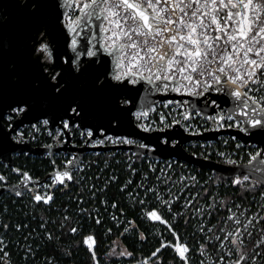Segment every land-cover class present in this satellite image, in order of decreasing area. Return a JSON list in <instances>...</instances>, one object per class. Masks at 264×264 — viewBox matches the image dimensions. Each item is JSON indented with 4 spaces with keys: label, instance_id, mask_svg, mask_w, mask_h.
Wrapping results in <instances>:
<instances>
[{
    "label": "snow or ice",
    "instance_id": "6c2138e0",
    "mask_svg": "<svg viewBox=\"0 0 264 264\" xmlns=\"http://www.w3.org/2000/svg\"><path fill=\"white\" fill-rule=\"evenodd\" d=\"M25 7L29 9L30 23L19 53H14L10 43L0 42V121H7L9 129H13L14 121L22 122L31 116L35 123L30 127L35 132L42 128L48 130L49 136H52L49 125L58 123L53 137L57 145L65 142L66 134L74 129L80 130L85 145H136L132 135H112L108 129L119 128L127 115L144 132L163 131L180 123L174 118L169 122L168 115L161 111L158 116L163 127L154 129L152 123L142 118H148L155 107L141 106L133 111V98L127 92L144 83L150 86L151 92H177L194 98L226 92L232 98L233 107L227 112L219 109L208 119L219 128L235 127L250 136L261 137L264 142V0H29ZM60 35L64 37L65 48L73 55L58 52ZM101 53L111 58L110 70L108 61L104 62L102 71L90 68ZM85 56L89 58L87 63L82 62ZM172 103L168 101L163 106L167 108ZM184 103L189 102H180L181 106ZM208 103L218 107L215 99ZM93 114L105 120L106 125H85L84 121ZM179 115L188 120L191 113L185 110ZM22 140L21 132L10 139L5 132L0 137V150L10 151L14 147L12 141ZM162 142L168 143L167 139ZM138 147L149 149L151 146L139 143ZM236 147L239 149L241 145ZM78 160L77 156L66 158L64 168L51 174V183H40L29 172L13 168L20 180L12 191L17 197L27 191L34 208L44 205L50 209L56 187L63 191L69 182L81 184L86 179L83 176L76 179L73 175L75 169L83 171ZM226 163L236 165L237 161L228 158ZM243 167L246 173L230 180L233 187L240 189L242 198L244 193L264 188V148L249 152ZM129 169L136 171L131 165ZM6 180L0 174V182ZM109 180L116 181L117 177ZM147 180L145 173L136 189L128 191L133 183L129 179L119 191L127 194L133 207H139L143 220L162 225L172 239L161 238L159 246L136 264H162L163 249H171L176 264H193V254L199 256L196 264H264V203L253 212L242 203L213 194L207 197L208 202L197 206L196 197L200 193L183 195L195 186L189 183L196 182L195 176H181L179 181H173L160 169L157 185L150 186ZM176 183L181 186L173 192ZM159 184L165 186V192L159 190ZM107 188V182L103 189H96L94 184L87 186L93 200L97 191ZM203 191L207 194L209 190ZM259 195L264 199V191ZM182 196L181 210H174ZM70 199L77 205L84 203L83 194ZM101 203L107 208L106 199ZM111 208H118V204L113 201ZM92 211L99 213L98 209L78 207L77 215L87 216L100 225L102 217L99 214L93 217ZM120 211L122 214L123 209ZM221 211L227 215H219L215 224L207 223L214 213ZM63 212L58 221L41 217V231L36 235L61 249L63 255L71 256L70 248L61 244V236H74L80 227L67 214V207ZM180 218L185 226L192 219L197 220L194 234L199 233L201 239L195 245L189 244L176 228ZM111 219L117 226L125 224L121 235L138 232L141 241L147 240L135 220L123 222L115 214ZM50 223L57 225L60 235L57 229L48 228ZM10 227L13 226L9 223H0L5 231ZM27 227L22 223L14 225L16 231ZM111 231L107 229V233ZM32 235L30 232L24 240ZM76 243L85 246L92 264H100L99 241L94 233L83 235ZM22 249L26 262L29 257L36 259L37 250L31 244L25 243ZM105 257H133V253L113 241ZM0 264H11V253L2 236ZM42 264H56L55 256H46Z\"/></svg>",
    "mask_w": 264,
    "mask_h": 264
},
{
    "label": "trees",
    "instance_id": "16d2710c",
    "mask_svg": "<svg viewBox=\"0 0 264 264\" xmlns=\"http://www.w3.org/2000/svg\"><path fill=\"white\" fill-rule=\"evenodd\" d=\"M29 128L30 126L26 128V131ZM53 137L54 135L49 136L48 132L44 129L43 132L36 133L35 141H52ZM236 142H238V140L230 139L227 143H224L222 140L217 141L215 144L218 149L233 150L236 148ZM200 144L201 143L194 147L188 145L187 149L200 156L213 158L222 162L225 161L221 155H218L217 151H212L211 153L206 150L203 151L204 148ZM247 146L249 145H242V148L247 149ZM103 159L104 158L101 157L100 162L97 165L94 163L91 164L90 169H88V174L90 175L87 177L86 182H83V184H72L69 188L63 189V191L58 189L56 191V199L50 209L44 205L34 208L30 201V196H23L20 198L13 194H6L0 199V223H9L13 226L7 231L0 228V236H2L1 233H3L8 246V251L11 253V264H42L44 258L49 255L55 256L56 264H92L85 246L82 243L79 245L76 243L77 241H81L83 235L88 233H94L99 241L97 252L100 264H130L136 261H141L145 257L149 256L150 253L159 246L161 238L166 240L172 239L170 233H168L162 225L153 224L143 220L140 217L139 207H133L132 201L127 194L119 191L120 186L131 178L133 183L129 186L128 191L136 189V185L139 184V180L142 179L145 172H149L151 178L153 179L154 174L149 170L148 165L143 161H136L133 165V168H136V172L133 174V172L127 168L128 163L123 160V157L120 162H117L116 158H112L110 165L104 164ZM247 159L246 155L242 162H246ZM53 162L60 163V159L55 158L53 160L49 157L15 155V166H21L37 178H44L50 171L54 170L55 165ZM179 163L182 162L179 161ZM187 164L188 163L183 162L182 165L174 172V176H177L179 179L181 169L182 171L185 170L184 166H187L188 169L197 173L199 182L195 183L194 187L189 188L187 192L183 194L186 196L189 193H200V196L196 197L198 202L197 206L208 202L207 197L212 196L213 194H218L219 197L224 199H230L238 203H242L253 212L257 210L260 204L264 203V199H262L259 195L261 191H264V188H258L254 192L244 193L242 198L239 195L240 189L231 185V179L225 180L221 175L210 169L197 168L191 164ZM103 167L105 168L103 169ZM4 168L5 164L0 162L1 172L5 171ZM97 173L102 175L100 179H96ZM112 176H116L117 180L110 181L109 178ZM106 182L108 183V188L104 191H97L95 200L91 199V193L87 190V186L94 184L96 189H103ZM179 188L180 185L176 184L174 188H172V191L176 192ZM204 188L209 190L207 194L204 193ZM79 194H83L84 204L89 207V210H94L93 208L95 206L105 209L106 207H103L101 203L102 199H106L108 201L107 209L111 210V203L115 201L118 204L116 211L119 212L120 215H124L127 218H131V220H135L138 225V230L145 232L147 240L141 241L139 239L138 232H130L121 235L124 226H116L113 221L110 220L105 211H99V214L102 217V223L100 225H96L94 220H89L88 217L83 218V220L80 221V217L75 216L76 212L74 211L77 203L70 199V197H74ZM141 195H143L142 190ZM182 202L183 196L181 201L174 205V210H181ZM68 203L71 205V208L69 209L71 216L73 218L75 216L74 221H77L80 227V232L74 236L72 234L61 236V244L64 247L70 248L71 256L63 255L61 249L54 248V246L47 244L36 235L41 231L39 228L41 217L50 221H58L64 214V207H66ZM121 209H123L122 214L120 211ZM219 215H227V213L224 211H221L219 214L214 213L212 218L207 221V223L215 224ZM92 216L95 217L94 211H92ZM33 217H35V219ZM17 223L27 224L28 227L23 228L21 231H16L14 225ZM196 224L197 220L192 219L190 223L185 226L183 218H180L176 223V228L181 233L182 237L192 245H195L196 241L201 239L199 233L194 234V226ZM48 228L50 230L57 229V235H60L57 225L50 223ZM108 228L112 229L111 233H107ZM30 232H33V235L29 236L28 240L25 241L24 237L28 236ZM113 241H116L122 247H126L128 251H131L133 253V257H105V253L109 250ZM25 243L31 244L33 249L37 250V257L35 260L29 257L28 261H25L22 249V245ZM38 245L39 248L37 249ZM160 257L162 264H176L173 260V253L171 249H163ZM198 259V254H193V264H196Z\"/></svg>",
    "mask_w": 264,
    "mask_h": 264
},
{
    "label": "water",
    "instance_id": "95a60500",
    "mask_svg": "<svg viewBox=\"0 0 264 264\" xmlns=\"http://www.w3.org/2000/svg\"><path fill=\"white\" fill-rule=\"evenodd\" d=\"M29 3V0H0V42H7L13 45L14 53H19L20 45L26 39L27 29L30 23V13L29 9L25 7ZM83 43V42H82ZM58 52L64 53L67 51L69 56L73 55L70 50H67L64 45V37L60 35L58 37ZM89 58L82 57V62L87 63ZM96 63L91 65L92 70H103V65L105 61H108V68L111 69V58L106 57L105 54L101 53L96 58ZM150 86L147 84H139L132 91L127 92L129 96L133 98V111L141 106L152 107L158 102H164L166 100L189 102L184 103V111L187 110L191 113L190 118L194 117V114L199 111V114L203 117H208L215 115L219 109L223 111H228L233 107L232 98L227 95L226 92L216 93L212 92L207 94L205 97L194 98L188 95L167 92V93H157L151 92ZM215 99L217 101L218 107L214 108L208 101ZM207 105V106H206ZM53 111L55 109H52ZM151 112L149 113V115ZM188 119V120H189ZM210 122H212L210 120ZM35 123V120L31 116L24 118L22 122L14 121L13 129H9L6 121H0V137L3 136L5 132L9 134V139L20 129L30 126ZM85 125L90 123H103L106 125L105 120L98 119L94 114L91 115L87 120L84 121ZM58 123H53L49 125L51 131L56 130ZM108 132L112 135H132L134 139L140 140L143 143L150 145L149 149H142L136 145H115V146H92L83 145L81 147H75L74 144H70L72 140V134H66V140L61 145H56L51 148L46 146H34L29 139L17 143L12 141L13 149L10 151L0 150V162L6 164L9 167L15 166V155L19 154H30L34 156H45L49 154L51 159L55 158V155L60 152H65L66 154H73L79 158L78 163L82 160L86 152L91 150H110L122 148L125 150L131 149L137 155H148L152 158H177L183 162L191 164L197 168H207L210 169L223 177L225 180H230L235 175H243L246 173V162H237L236 165H229L226 162L218 161L213 158L197 155L196 153L190 152L186 145L193 141H217L221 136L230 135L239 139L244 145H257L260 148H264V142L259 136H250L243 132H240L237 128H220L215 130H208L201 133H191L187 132L181 123L172 125L171 127L164 129L163 131H150L144 132L136 127V121L130 115L125 116L123 122L119 128L108 129ZM167 139L168 143L165 144L162 141ZM71 145V147H68ZM20 169V168H19ZM63 169V168H62ZM61 169V170H62ZM22 170V169H21ZM23 171V170H22ZM28 172V171H27ZM54 171L48 173L44 178L37 179L40 183H44L46 180L50 179L51 174ZM2 174V173H0ZM71 183V182H69ZM68 183V185H69ZM16 184H7L4 182L0 186V198L5 193L14 194L12 187ZM68 187V186H67ZM66 187V188H67ZM16 196V195H15ZM22 197V196H20ZM1 216V215H0Z\"/></svg>",
    "mask_w": 264,
    "mask_h": 264
},
{
    "label": "built area",
    "instance_id": "2783aa9c",
    "mask_svg": "<svg viewBox=\"0 0 264 264\" xmlns=\"http://www.w3.org/2000/svg\"><path fill=\"white\" fill-rule=\"evenodd\" d=\"M148 120H149V117L146 119V123H151ZM215 129H217V128H212V129H208V130H215ZM208 130H204V131H208ZM204 131H202V132H204ZM191 133H201V132H191ZM193 142H203V141H193ZM137 143L139 144V143H143V142L140 141V140H137ZM103 146H115V145L106 144V145H103ZM97 153H98V155H97ZM101 157L104 158L103 159V162L106 165H110V162H111L112 158H116V161L117 162H120L122 160V157H123V160L128 163L127 168H129V165H131V167L133 168V165H134V163L136 161H143V162H145L148 165L150 171H151V168H155L156 169V172H152L151 171L154 174L153 179L151 178V175H150L149 172H145V173H147V176H148L147 183L150 186L157 185L158 184V182L156 181V176L157 175H160V169H164L165 173L167 175H170L173 181H179V179L177 178V176H174V172L183 163V161H181V160H179L177 158H174V157H171V158H152V157H150L148 155H140L139 156L134 151H132L131 149L125 150V149H122V148H118V149H110V150H91V151H88L87 154L80 161V164L83 165V171H80L79 169H75L74 172H73V175L76 177V179H79L81 176H83V177L86 178L84 181L81 182V184H83V182H86L87 181V177L90 175V174H88V169H90L91 164L94 163L95 165H97L100 162V158ZM179 161L182 162V163H179ZM178 164H180V165H178ZM168 165H171V168H169ZM184 167H185V170L182 171V169H181L182 172L180 171V175L179 176L180 177L181 176H185V177L195 176L196 177V182H189V183H197V182H199V177L197 176V173L191 171V169H188L187 166H184ZM104 168L105 167H103V169ZM134 169L136 170V168H134ZM145 173L143 174V176L145 175ZM101 176L102 175H100L99 173H97L96 174V179H100ZM141 180L142 179L139 180V183L141 182ZM72 184H76V183H74V182L69 183V185H68L67 188H69V186L72 185ZM176 184L180 185L179 183H176ZM174 186L172 188H174ZM159 190L161 192H165L166 191V188H165V186L163 184H159ZM41 191H43V189ZM54 195H55V199H56V192L54 193ZM25 196H30V195H25ZM102 206L103 207H106L104 204H102ZM66 207L68 208V213L67 214L71 216V213L69 211V209L71 208V205L68 203ZM78 207H83L85 209H89V207L86 204H84V203L81 204V205H77L74 208V211L76 212V215L75 216H78L77 215V209H78ZM107 207H108V205H107ZM93 209L94 210L95 209H98L99 211L101 210V212L105 211L108 214V216H109V218H110L111 221H113L111 219V215H113V214H115L123 222H126L127 220H131V218H127L124 215H120V213L117 212L116 209H113V208L111 210H108L107 208L101 209L100 207L95 206ZM94 212H95V216L97 214H99L96 211H94ZM75 216L73 218V221L75 220ZM79 217L81 219L80 221H82L83 218H86L87 216H83V217L79 216ZM113 223L117 226V222L113 221ZM121 225L125 226L124 223H121L119 226H121ZM34 230H36V229H34ZM130 264H136V262L130 263Z\"/></svg>",
    "mask_w": 264,
    "mask_h": 264
},
{
    "label": "rangeland",
    "instance_id": "374dc122",
    "mask_svg": "<svg viewBox=\"0 0 264 264\" xmlns=\"http://www.w3.org/2000/svg\"><path fill=\"white\" fill-rule=\"evenodd\" d=\"M174 93H177V92H174ZM179 94H183V93H179ZM168 101H171V100H166L164 102H158L152 106V107H155V111L151 112V114L148 116L149 117L148 121L152 123L154 129L163 127V125L159 123V116H158V113L161 111H163L166 115H168L169 122L173 118L176 120H179L180 123L182 124V126L188 132H202L204 130H208V129H212V128L220 129L213 121L210 122L208 117H203L202 115L197 114V113L194 115V117L192 119H189V120L182 119L179 114L181 112H184V105L181 106V104L176 100V101H173L174 103H172L167 108H165L163 105L166 104ZM142 119L145 120V122H146L147 118H142ZM233 128H235V127H233ZM43 130L44 129L42 128L40 132H35L30 127L29 129H27V131L25 133H24L23 129H20L17 132L23 133V139L30 138V139L35 140L36 139V133H41V132H43ZM54 132H56V131H54ZM230 139L238 140V142H236V145L240 144L241 147L239 149H237V147H236L233 150H229V149H222L221 150V149H218V147L215 144L217 141H222V140L224 143H226ZM217 141H214V142L213 141H210V142H190L189 144L186 145V147H188V145L194 147V146H197L198 143H201L200 145L204 148L203 151L206 150L207 152H210V153L212 151H217L218 155H220L221 152L225 153V155L222 156L225 160L224 162H226V159H228V158L234 159L237 162H242V160L245 158L246 155L248 158L249 152H254L257 147L260 148V146H257V145H249V146H247L248 147L247 149H243L242 145H244V144L239 139H237L233 136H230V135L221 136ZM5 166H7V165L5 164ZM0 172H1V170H0ZM1 234H2V237L4 238L3 233H1ZM4 240H5V238H4Z\"/></svg>",
    "mask_w": 264,
    "mask_h": 264
},
{
    "label": "flooded vegetation",
    "instance_id": "af4514ba",
    "mask_svg": "<svg viewBox=\"0 0 264 264\" xmlns=\"http://www.w3.org/2000/svg\"><path fill=\"white\" fill-rule=\"evenodd\" d=\"M27 127H28V126H27ZM27 127L23 128L24 133L26 132V128H27ZM54 131H56V130H54ZM54 131H52V135L54 134V137H55V136H56V132H54ZM47 132H48V130H47ZM79 133H80V130H79V129H74L73 132L71 133V134H72V140H71V143H70V144H74L75 147H81V146L85 145ZM48 135H49V134H48ZM27 137H28V136H27ZM26 139H29L30 142H32V144H33L34 146H46V145H50V144L53 145V146H56V145H57L54 139H53L52 141H43V142H36L34 139H30V138H26ZM26 139H23L22 141H24V140H26ZM57 139H64V138H63V137H57ZM61 144H62V143H61ZM61 144H60V145H61ZM89 145H90V144H89ZM68 147H71V145H68ZM86 154H87V152H86ZM86 154H85V155H86ZM19 155L36 157V156H34V155L25 154V153H24V154H19ZM85 155H84V156H85ZM72 156H73V154H66L65 152L57 153V154L55 155V158H56V159H60V163H57V162L54 163V165H55L54 170L64 168V161H65V159H66V158H71ZM37 157H49V158H50L49 154H46L45 156H37ZM55 158H54V159H55ZM50 159H51V158H50ZM54 159H53V160H54ZM13 168H20V169H22L23 171H27L26 169L22 168L21 166H14V167H9V166H8V168H7V166H5V168H4L5 171H2V172H0V173L4 174V175L7 177L6 183H7V184H10V185H12V184H16V183H18L19 180H20L19 174H17V173H15V172L12 171ZM54 170H52V171H54ZM52 171H50V172H52ZM4 172H5V173H4ZM50 172H49V173H50ZM12 174H13V176H12ZM32 176H33V175H32ZM33 177H34V176H33ZM34 178H37V177H34ZM37 179H42V178H37ZM44 183H51V180L48 179V180H46ZM3 184H4V182H0V186L3 185ZM58 189H61V188H60V187H56L55 190H54V193H55ZM64 189H67V188H64ZM41 190H42V189H41ZM5 194H8V195H9L10 193H5ZM5 194H4V195H5ZM4 195H3V196H4ZM25 195H30V194H29L27 191H24L22 197L25 196ZM3 196H2V197H3ZM2 197H1V198H2ZM22 197H20V198H22ZM1 198H0V199H1Z\"/></svg>",
    "mask_w": 264,
    "mask_h": 264
},
{
    "label": "bare ground",
    "instance_id": "6f19581e",
    "mask_svg": "<svg viewBox=\"0 0 264 264\" xmlns=\"http://www.w3.org/2000/svg\"><path fill=\"white\" fill-rule=\"evenodd\" d=\"M5 173V172H4Z\"/></svg>",
    "mask_w": 264,
    "mask_h": 264
}]
</instances>
